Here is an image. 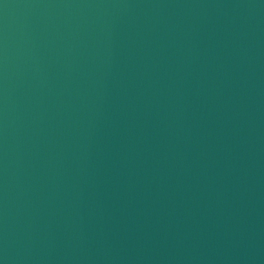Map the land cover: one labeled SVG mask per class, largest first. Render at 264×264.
<instances>
[{
    "label": "water",
    "instance_id": "1",
    "mask_svg": "<svg viewBox=\"0 0 264 264\" xmlns=\"http://www.w3.org/2000/svg\"><path fill=\"white\" fill-rule=\"evenodd\" d=\"M0 264H264V0H0Z\"/></svg>",
    "mask_w": 264,
    "mask_h": 264
}]
</instances>
